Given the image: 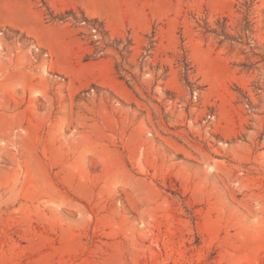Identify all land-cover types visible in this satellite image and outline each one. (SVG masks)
<instances>
[{"label":"rangeland","instance_id":"1","mask_svg":"<svg viewBox=\"0 0 264 264\" xmlns=\"http://www.w3.org/2000/svg\"><path fill=\"white\" fill-rule=\"evenodd\" d=\"M0 264H264V0H0Z\"/></svg>","mask_w":264,"mask_h":264},{"label":"trees","instance_id":"2","mask_svg":"<svg viewBox=\"0 0 264 264\" xmlns=\"http://www.w3.org/2000/svg\"><path fill=\"white\" fill-rule=\"evenodd\" d=\"M44 5L47 6L46 2H44ZM253 3V2H252ZM252 3L248 5V10H247V15L245 18V24L242 29V33H239L237 35L231 33L232 29L228 27V18L224 17L223 19L218 21V24L220 25V29H213V30H208V32L214 33L219 37H222L224 41H230L232 43H241L244 44V38L246 37L250 41H253L251 38L250 34L253 33V24L250 21V13H251V8H252ZM248 4V3H246ZM73 10L67 12V15H74ZM52 15V12L50 13ZM61 19H64L62 17ZM249 45V43H248ZM245 68L252 69V66L245 65ZM260 89V88H259Z\"/></svg>","mask_w":264,"mask_h":264},{"label":"crops","instance_id":"3","mask_svg":"<svg viewBox=\"0 0 264 264\" xmlns=\"http://www.w3.org/2000/svg\"><path fill=\"white\" fill-rule=\"evenodd\" d=\"M19 22H14V24H18ZM17 27H19V28H24V25H19V26H17Z\"/></svg>","mask_w":264,"mask_h":264}]
</instances>
